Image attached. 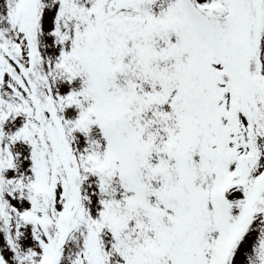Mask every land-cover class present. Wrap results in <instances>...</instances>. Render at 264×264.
<instances>
[{"label":"snow or ice","instance_id":"obj_1","mask_svg":"<svg viewBox=\"0 0 264 264\" xmlns=\"http://www.w3.org/2000/svg\"><path fill=\"white\" fill-rule=\"evenodd\" d=\"M0 264H264V0H0Z\"/></svg>","mask_w":264,"mask_h":264}]
</instances>
